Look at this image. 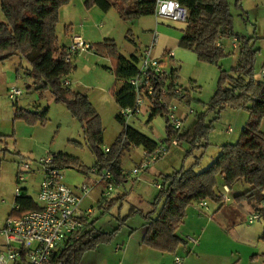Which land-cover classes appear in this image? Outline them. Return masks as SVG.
Listing matches in <instances>:
<instances>
[{
    "label": "rangeland",
    "instance_id": "1",
    "mask_svg": "<svg viewBox=\"0 0 264 264\" xmlns=\"http://www.w3.org/2000/svg\"><path fill=\"white\" fill-rule=\"evenodd\" d=\"M84 2L85 0H70L67 5L59 9L56 26L59 43L68 46L69 34H80L82 23L86 25L87 30H90L92 22H101L103 27L98 29L114 40L120 53L127 55V48L141 46L148 38L147 30L155 26V18L151 15L140 16L138 19L135 18L137 19L135 22L128 23L121 20L118 12L113 8L105 14L97 6H92L89 9L93 8V11L100 14L84 17L86 10H89ZM228 4L234 32L240 37L252 39L251 45L256 49L254 72L258 75L264 60V0H228ZM105 16L107 18H104ZM0 19L4 20L1 10ZM166 22L171 21L166 20ZM103 40L102 37L99 41ZM185 51L180 68L177 67V69L180 84L188 88L185 92L189 100L183 103L173 100L172 104L177 107L175 113L192 109L190 118L203 113L207 124L212 121L206 146L192 149L186 154L189 144L182 140L178 146L170 148L165 156L151 166L150 169L160 174L145 170L137 175L126 176V181L117 185L116 191L114 189L115 192L113 191L110 197L116 195L117 191L124 192V196L108 210L101 208L96 201L99 187H94L97 184H94L93 180L98 179L99 175L90 173V179L83 176L82 169L92 167L95 157L88 147L79 121L70 114L63 103L54 101L48 90L39 93L34 89H28V78L22 71L26 62L21 60L22 68L16 64L20 70L14 72L13 85L19 87L22 94L16 98L17 100L10 99L7 90L2 85L0 87V227L14 204L16 185L27 186L28 193L36 199L39 181L42 178L38 159L62 152L77 159L76 163L61 170L64 182L71 186L79 182L92 184L93 188L89 196L95 200L86 201L85 205L91 204L95 207L93 213L95 229L111 232L120 224L112 239L100 242L94 249L85 251L79 264H175V257H179L182 264H233L235 262L236 264H264V238H262L264 221H255L252 224L247 222L251 212L247 202L241 205L228 204L214 213V216L210 218L212 226L208 227L204 235L201 234V228L206 224L207 217L200 213V209L194 208L195 202H192L186 208L185 223L181 230L183 234L197 239L198 245L187 242L179 246L174 253H161L144 246L145 252L138 250L145 222L141 213L146 214L152 210L159 191L156 182L161 184L162 174L181 167L186 168L196 160L199 163L197 167L207 166L205 164L212 161L221 145L238 140L241 129L249 117L248 112L240 107L224 106L222 109L208 107L218 85L220 68L227 74L232 73L237 54H226L215 64L200 61L192 50ZM90 57L87 58L82 53L74 56L72 63L76 64L77 69L75 67L68 75L71 82L69 87L71 90L84 91L98 113L102 130L100 147L104 150L115 142L123 128L116 119L119 107L112 95L113 89L120 86V83L115 82L111 63L108 59H104L106 57L95 53ZM15 61L17 63L19 60ZM11 62L8 61L6 67ZM168 69H170L169 66ZM17 109L35 114L44 112L45 120L29 122L23 118H16L14 114ZM184 123L186 124L187 120ZM134 126L152 135L151 129L146 125L135 123ZM229 127L232 129L231 132H227ZM261 127L264 130V117L260 122ZM181 130H185L184 124ZM131 150L132 156L128 157L127 150L124 149L126 155L123 157L122 166L126 171L133 169L139 161L140 152H135L134 148ZM23 161L31 163L30 170L25 173L26 180L17 184L16 171ZM204 168L201 167V169ZM1 200L5 202L1 203ZM215 204L209 201L207 207L209 212L206 214L212 213ZM160 206L158 204V211ZM132 209L134 212L131 213ZM126 216H128L126 220L121 223V219ZM126 243L129 248L123 254ZM116 246H121V249L115 251Z\"/></svg>",
    "mask_w": 264,
    "mask_h": 264
},
{
    "label": "trees",
    "instance_id": "2",
    "mask_svg": "<svg viewBox=\"0 0 264 264\" xmlns=\"http://www.w3.org/2000/svg\"><path fill=\"white\" fill-rule=\"evenodd\" d=\"M177 1L188 12L179 45L192 50L200 61L217 64L226 56L222 45H217L222 38L235 37L241 42L232 75L220 68L218 85L208 107H240L248 112L249 117L238 140L221 145L219 155L204 169H194L199 164L196 160L188 168L181 167L162 176L161 189L155 197L152 210L146 214L141 213L146 221L142 244L168 253H174L180 245L185 244L177 234V229L185 218L186 208L192 202H222L219 193L223 185L229 188L241 186V192L234 199L246 201L254 209L264 199V132L260 130V122L264 117V77H255L256 49L251 45L252 39L240 37L234 32L228 0ZM69 2L70 0H0V10L4 16V20L0 21V62L18 56L27 63L24 68L25 76L30 79L27 88L39 93L48 90L54 101L63 103L79 121L88 147L95 157L93 166L82 171L87 175H102L108 170L110 181L120 185L126 181V175L121 174L119 165L124 149L133 144L142 145L145 150L150 151L157 143L130 124H125L118 113L116 119L122 124V131L108 152L101 149L102 130L98 113L85 93L73 91L69 85L63 84L64 78H67L75 65L65 60L67 46L59 43L56 26L59 9ZM84 5L87 9L97 6L103 12L116 9L120 19L128 22L140 16L155 14L156 0H85ZM89 50L110 61L115 82L120 83L112 91L119 109L133 106L135 95L128 80L137 74L139 58L134 54L129 58L124 57L111 38L91 43ZM177 79L178 69L173 68L170 70L168 93L161 96L163 79L153 76L154 92L148 98L149 120L158 115L163 116L166 122L164 141L170 145L172 138L177 136L179 140L189 144L186 151L188 154L192 149L206 146L212 121L207 124L204 114L200 113L191 129L181 132L170 127L167 105L172 100H189L185 91L174 92ZM162 102L166 105H162ZM14 115L29 122L45 120L44 112L35 114L17 109ZM52 157L54 166L61 170L77 162L75 157L62 152L52 154ZM117 200L112 197L104 198L99 206L108 210ZM18 201L21 207L14 216L37 208L30 197H18ZM158 204L161 205L160 209L152 218ZM127 217H123L121 223ZM119 227L120 224L111 232L91 228L79 238L67 241L59 252L58 260L79 264L85 251L94 249L100 242L112 239Z\"/></svg>",
    "mask_w": 264,
    "mask_h": 264
},
{
    "label": "built area",
    "instance_id": "3",
    "mask_svg": "<svg viewBox=\"0 0 264 264\" xmlns=\"http://www.w3.org/2000/svg\"><path fill=\"white\" fill-rule=\"evenodd\" d=\"M155 15L159 20H169L171 22H186L187 8L177 0H156ZM156 41V35L152 43ZM217 45H220L218 42ZM90 44L80 36L72 37L67 46L66 62H72L74 56L89 50ZM153 76L163 79L164 86L160 90V95L168 93L167 85L170 83V70L164 68L159 58L150 55V47L146 48L138 62V72L128 80L135 95L133 106L119 109V115L125 124L143 110L150 111L148 98L153 95ZM264 77V70L261 71ZM68 79L64 78L63 84L68 85ZM175 86V85H174ZM174 92L179 89L174 87ZM22 94L18 87H11L8 90V97L16 99ZM173 101V100H172ZM170 102L168 107L169 125L173 130H181L182 119L175 113V105ZM162 105H166L162 102ZM231 128H228L230 131ZM179 139L173 137L170 145L164 140L150 151L144 149L142 159L133 169L121 170L122 175H137L140 171L146 170L154 162L165 156L171 146H177ZM109 148H104L108 152ZM43 176L39 184L36 203L38 207L19 216H7L0 227V264H71L58 260L59 252L69 240L77 239L93 227V213L95 207L89 205L83 207L82 203L92 190V184L82 183L71 186L63 181L61 169L54 166L52 155L41 157L37 161ZM30 164L23 161L17 170L16 182L22 183L25 173L30 170ZM94 171V170H93ZM94 184H103L100 199L108 198L116 188L110 181V172L104 171ZM156 187L161 189V184ZM230 188L223 185L220 190V197L224 202L230 199ZM22 191L16 185L14 197H21ZM197 210L207 206V200L195 201L193 205ZM20 209V204L15 202L13 210ZM264 221V199L259 203L258 208L252 210L247 218L249 224L255 221ZM186 240L196 244L197 239L186 237ZM175 263L180 264L179 257L175 258Z\"/></svg>",
    "mask_w": 264,
    "mask_h": 264
},
{
    "label": "crops",
    "instance_id": "4",
    "mask_svg": "<svg viewBox=\"0 0 264 264\" xmlns=\"http://www.w3.org/2000/svg\"><path fill=\"white\" fill-rule=\"evenodd\" d=\"M95 9V8H94ZM108 12V11H107ZM107 12H105V14H107ZM91 14H100V13H97L96 11H93V8L89 9V10H86V14L84 15V17H87V16H90ZM103 15H101L102 17ZM151 16H153L155 18V26L152 28H149L147 30V35H148V38L147 40L141 45V46H135V47H132L131 48H127V51H128V54L127 55H124L122 54L124 57L126 58H129L132 54L136 55L139 59H140V56L142 54V52L146 49V48H149L150 47V55L152 57H156V58H159L162 63H163V66L164 68L167 69V67L169 66L170 69L168 70H171L173 68H177L179 67L180 68V63L182 62V58L183 56L185 55V50L183 47H181L179 45V41H180V38L182 36V32L183 30L185 29L186 27V22L182 23V22H166V20H159L155 14H152ZM104 18H107L106 16ZM138 19V18H137ZM137 19H134V20H131V21H128V23H133L135 22ZM0 21H2L0 19ZM159 22V23H158ZM92 28H90V30H87L86 29V25L84 23H82V30L80 31V34H73V33H70L69 37H68V41L71 42L72 40V37L74 36H80L81 38H85L84 40L91 44L92 42H96V41H99L100 39H102V37L105 39V38H108L109 36H106L107 34H105L104 32H102V30L98 29V28H102L103 25L102 23H97V22H92ZM161 23V24H160ZM146 32V31H145ZM156 35V41L154 43H152L153 41V38L154 36ZM144 36V34L142 35V37ZM89 39V40H88ZM61 44V43H60ZM220 44L222 45V48L224 50V52L226 54H234L236 53L237 54V58L235 60V63L234 65L232 66V68L236 65L237 61H238V54H239V50H240V45H241V42L235 38V37H230V38H222L221 39V42ZM65 45V44H63ZM83 55H85V57H89L91 58L90 56L93 55V52L90 51V50H86V51H83L82 52ZM19 60L17 63L15 60ZM104 59H107V58H104ZM11 60H14L13 62H11ZM10 61V65L6 67V63ZM22 61H21V58L20 57H16V56H13V57H10L9 59H6L2 62H0V87L2 85V87L4 89L9 90V88L11 87H17V86H14L13 84L15 83V79L13 78L14 76V72H16V70H20V68H22ZM264 63V60L262 62V64ZM16 64L20 65V68L18 67V65L16 66ZM26 66L24 68L27 67V63L25 64ZM75 67L77 69V66L75 64ZM24 68H23V73H24ZM261 71H262V67H261ZM261 71L259 72L258 75H255L256 78H260L261 77ZM3 73V74H2ZM230 75H232V73H230ZM18 77V76H17ZM67 79H68V85L70 86L71 82L69 80V77L67 76ZM27 82L30 83V79L28 78L27 79ZM19 88V87H18ZM176 88L179 89V92H183V91H187L188 88L187 87H182V85L180 84L179 82V79L177 80L176 82ZM73 91H77V92H81V93H84V91L80 90V89H76V90H73ZM187 94V93H186ZM188 95V94H187ZM17 100V99H16ZM181 101L182 103L186 100H179ZM180 102V103H181ZM177 109V107L175 106V110ZM193 113V110L190 109L189 111L187 110H182L180 111L179 113H176L178 117H180V119H182V124L185 125V130H180L181 132L183 131H186L188 129H191V127L193 126V124L195 123L196 121V117H193V118H190V114ZM149 115H150V111H146V110H143L139 115H137L135 118H133L132 121H130L128 124H130L134 129H136L138 132H140L142 135L144 136H147L149 137L151 140L155 141L156 143H159L160 141H163L165 139V136H166V122H165V118L163 116H156L154 118H152L151 120H149ZM187 120V123L185 124L184 122ZM135 125V123H138L139 125H146V127H149L151 129V134L152 135H149L143 131H141L139 129V127H136L134 126L133 124ZM155 127H154V126ZM230 128V127H229ZM260 130L262 132H264L263 130V127L260 128ZM232 129L230 131H228L227 129V132H231ZM180 141L182 140H179V143ZM179 145V144H178ZM177 145V146H178ZM174 146H171L170 148H172ZM135 149V152L138 153V151L140 152L139 153V161L138 163L140 162V160L142 159V155H143V151H144V147L142 145H133V144H130L128 147H126V150H127V156L130 157L132 156V150L131 149ZM134 151V150H133ZM221 149H219V151L214 155L212 161L219 155ZM126 154H124L123 152V156L122 158L120 159V167H121V170H124L123 169V166H122V160H123V157L125 156ZM211 161V162H212ZM210 162V163H211ZM194 163V162H193ZM209 162L206 163L205 165H209L210 164ZM153 165V164H152ZM151 165V166H152ZM192 165V164H191ZM191 165H189L188 167H190ZM148 167L146 169V171H149V172H152L153 171V174L156 173V174H160L158 172H156L154 169H150L151 168ZM135 167V166H134ZM186 167V168H188ZM201 167H206V166H199V167H195L194 169L199 171L201 169ZM202 170V169H201ZM145 171V170H144ZM62 172V171H61ZM173 172V171H171ZM171 172H168V173H165V174H162V176L166 175V174H170ZM16 175H17V171H16ZM16 175H15V178H16ZM42 176H43V173H42ZM62 176H63V173H62ZM84 178H88L90 179V175H85L84 173ZM161 176V177H162ZM42 179V178H41ZM64 179V177H63ZM26 180V179H25ZM24 180V181H25ZM23 181V182H24ZM41 181V180H40ZM40 181H39V184H40ZM64 181V180H63ZM94 181V180H93ZM82 183H87V182H82ZM81 182L77 183V185L79 184H82ZM158 183V182H156ZM67 184V183H66ZM76 184V183H75ZM75 186V185H74ZM117 186V185H116ZM94 187H99V191H98V195H97V198H96V201L98 203L101 202V199H100V194H101V191L103 189V185L101 184H97L95 185ZM21 188V191H22V195L21 197H30L32 199V202L33 204H35L37 207H38V204L36 203V199H34L32 197V195H30L28 193V188L27 186H24V187H20ZM38 188H39V185H38ZM231 192H230V199L226 202L222 201V202H214L216 203L214 206H213V210L211 211L212 213L210 214H206V212H209V209L207 208L208 207V203L210 200H208L207 202V206L205 208H202L200 209V213L203 214V215H206L207 217V220H206V224H204L201 228V234L204 235L205 232H207L206 230L209 228H211L212 226V223H211V219L214 215V213H216L217 211H219L221 208H223L225 205H228V204H237V205H241L243 202L246 203V201H236L234 199L235 195L239 194L241 192V186L239 185H236L234 186L233 188H230ZM116 191V189H115ZM114 191V192H115ZM37 193H38V189H37ZM124 196V192H121V191H117L116 192V195H114L112 198H117V199H122V197ZM14 197V196H13ZM93 201L95 200V198H90V196H88L87 198H85V200L83 201L82 203V206L83 207H87V205H85V202L86 201ZM5 200H1V203H4ZM17 202V198L14 197V201L13 203ZM210 202H213V201H210ZM19 203V201H18ZM20 204V203H19ZM249 208H250V211L254 210V207L249 204L247 202ZM14 205V204H13ZM91 205V204H90ZM89 206V205H88ZM21 207V205H20ZM208 209V210H207ZM19 210V209H18ZM18 210H13V206L11 207L10 211L7 213L6 217L7 216H14L15 214H17ZM205 210V211H204ZM158 210H156V212L151 216L152 218H154L156 215H157V212ZM229 212V211H228ZM199 213V214H200ZM225 215V214H223ZM222 215V216H223ZM5 217V218H6ZM186 218V217H185ZM185 218L183 219V222L182 224L178 227L177 229V234L184 240L185 244L189 241L186 240V237L185 236H188L183 234L182 233V225L185 223ZM200 218V217H199ZM201 219V218H200ZM203 219V218H202ZM144 226L142 227V234H141V240H140V244L138 245V250H140L141 252L145 249H143L144 247L146 248H149L147 246H145L144 244H142V238H143V235L146 231V221L144 222L143 224ZM196 226V224H195ZM194 226V227H195ZM215 226V225H213ZM92 228H95L94 226ZM179 229H180V232H179ZM192 229V228H190ZM132 235V234H131ZM204 236H202L203 238ZM204 239V238H203ZM191 243V242H190ZM183 244V245H185ZM193 244V243H191ZM194 245H198V242ZM127 243L125 245V250H123V254L126 253V250H128L127 248ZM144 246V247H143ZM181 246V245H180ZM121 249V246H116L115 247V251H119ZM151 249V248H149ZM151 250H154V249H151ZM154 251H157V250H154ZM145 252V251H143ZM160 252V251H158ZM162 253V252H161ZM164 253V252H163ZM176 258V257H175ZM175 261V260H174ZM137 263V262H136ZM236 263V262H235ZM176 264V263H175ZM180 264L181 261H180ZM234 264V263H233Z\"/></svg>",
    "mask_w": 264,
    "mask_h": 264
}]
</instances>
